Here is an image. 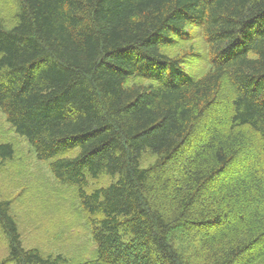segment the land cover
Here are the masks:
<instances>
[{
  "label": "trees",
  "instance_id": "16d2710c",
  "mask_svg": "<svg viewBox=\"0 0 264 264\" xmlns=\"http://www.w3.org/2000/svg\"><path fill=\"white\" fill-rule=\"evenodd\" d=\"M16 1L0 111L78 191L97 245L79 264H264V0ZM195 32L200 74L167 52ZM0 235V264H75L25 246L11 199Z\"/></svg>",
  "mask_w": 264,
  "mask_h": 264
},
{
  "label": "rangeland",
  "instance_id": "374dc122",
  "mask_svg": "<svg viewBox=\"0 0 264 264\" xmlns=\"http://www.w3.org/2000/svg\"><path fill=\"white\" fill-rule=\"evenodd\" d=\"M16 7V0H0V15L10 23ZM207 51L199 32H195L189 41H181L167 49L172 55L200 53V56L187 57L185 63L186 68L196 74L210 68ZM2 142L12 143L15 153L11 159L0 160V199H11L25 246H38L44 254L62 253L75 264L94 258L97 245L78 191L55 178L49 162L37 159L34 148L15 132L0 111ZM154 159L151 153H146L143 164L148 165ZM111 181V177L102 176L92 181L91 186L106 185ZM5 254L6 242L0 235V259Z\"/></svg>",
  "mask_w": 264,
  "mask_h": 264
}]
</instances>
